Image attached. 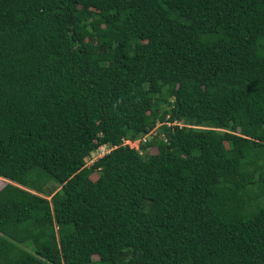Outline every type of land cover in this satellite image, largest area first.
Returning <instances> with one entry per match:
<instances>
[{"label": "trees", "instance_id": "1", "mask_svg": "<svg viewBox=\"0 0 264 264\" xmlns=\"http://www.w3.org/2000/svg\"><path fill=\"white\" fill-rule=\"evenodd\" d=\"M0 177V264H264V0H0Z\"/></svg>", "mask_w": 264, "mask_h": 264}, {"label": "rangeland", "instance_id": "2", "mask_svg": "<svg viewBox=\"0 0 264 264\" xmlns=\"http://www.w3.org/2000/svg\"><path fill=\"white\" fill-rule=\"evenodd\" d=\"M158 125L159 124H156L154 130H156V131L158 130ZM146 135L144 137H141L140 139H136L134 141L125 140V141H122V142L126 143L129 147L137 148V143H138L139 140H143V139L148 140L149 139V136L148 135L146 136ZM108 150H109V146L108 145H101L98 148H96L95 150L91 151L88 154V156H86L84 158V162H85L86 167L89 166L96 158H98L102 154L106 153ZM145 152H147V153H155L156 149L154 147H148ZM95 176H96V173L90 174V178H92V179L95 178ZM6 182H7V180H5V179L0 177V187L3 186L4 183H6Z\"/></svg>", "mask_w": 264, "mask_h": 264}]
</instances>
